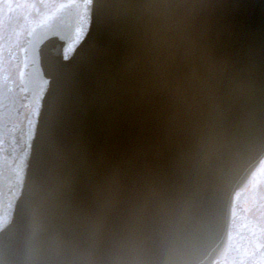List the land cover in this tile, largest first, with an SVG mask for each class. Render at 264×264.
I'll return each mask as SVG.
<instances>
[{
	"label": "water",
	"instance_id": "95a60500",
	"mask_svg": "<svg viewBox=\"0 0 264 264\" xmlns=\"http://www.w3.org/2000/svg\"><path fill=\"white\" fill-rule=\"evenodd\" d=\"M94 0L57 54L0 264H212L264 157V0ZM208 60L216 74L199 69Z\"/></svg>",
	"mask_w": 264,
	"mask_h": 264
},
{
	"label": "flooded vegetation",
	"instance_id": "af4514ba",
	"mask_svg": "<svg viewBox=\"0 0 264 264\" xmlns=\"http://www.w3.org/2000/svg\"><path fill=\"white\" fill-rule=\"evenodd\" d=\"M89 0H0V220L30 152L28 114L48 86L47 60L78 38ZM22 105V107H21ZM25 158V157H24ZM228 254L216 264H264V197L250 183L236 193Z\"/></svg>",
	"mask_w": 264,
	"mask_h": 264
},
{
	"label": "rangeland",
	"instance_id": "374dc122",
	"mask_svg": "<svg viewBox=\"0 0 264 264\" xmlns=\"http://www.w3.org/2000/svg\"><path fill=\"white\" fill-rule=\"evenodd\" d=\"M91 2L92 0H89L88 7L83 15V21H82L83 25L81 24V31L77 33V36L79 39L83 37L88 25L90 24ZM78 43H79V40L77 39V37H75V40L71 41V43L64 50L65 57H68L70 55V53L73 51V49L76 47ZM40 104H41V98H40V101L34 105H29L28 103L25 104L24 107H22L21 105L22 110H24L26 114H28L30 139H32L33 134H34L36 118H37V115L40 109ZM28 157H29V153L27 152L25 155H23V158H22V160L24 161V164L21 167H18L17 169V178H16V183H15V188L13 189L12 194L8 195V198L6 200L7 205L3 207V209H6V213H5L6 216L0 220V228L4 226L5 224H7L9 217L12 215L15 201L21 191L22 182H23L26 167H27ZM263 174H264V163L263 165L260 166L258 171L253 176V184L257 186L262 196H264V179L262 180ZM1 208H2V204L0 203V209ZM257 214L263 215L264 217V207H262L261 210ZM262 228L264 229V223L262 225Z\"/></svg>",
	"mask_w": 264,
	"mask_h": 264
},
{
	"label": "clouds",
	"instance_id": "9594fccd",
	"mask_svg": "<svg viewBox=\"0 0 264 264\" xmlns=\"http://www.w3.org/2000/svg\"><path fill=\"white\" fill-rule=\"evenodd\" d=\"M158 7L166 16L176 21H185L188 18L189 8L184 0H162ZM199 71L204 79L211 81L217 70L211 61L204 60Z\"/></svg>",
	"mask_w": 264,
	"mask_h": 264
}]
</instances>
